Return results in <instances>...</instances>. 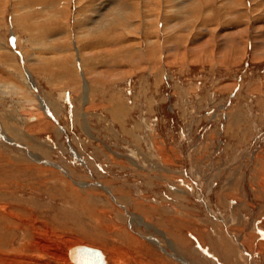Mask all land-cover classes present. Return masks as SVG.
I'll return each mask as SVG.
<instances>
[{"label":"rangeland","instance_id":"rangeland-1","mask_svg":"<svg viewBox=\"0 0 264 264\" xmlns=\"http://www.w3.org/2000/svg\"><path fill=\"white\" fill-rule=\"evenodd\" d=\"M57 1L0 0V132L2 125L16 129L0 138V205L17 211L14 227L0 215V264H75L65 255L84 232L92 240L82 242L109 264H183L182 256L192 264H264V0H241L247 12L240 18L225 17L218 1L211 9L223 15L210 22L191 17L196 0H163L166 19L157 20L152 14L163 1L149 0L146 28L159 37L150 53L137 17L141 0L126 8L134 24L122 30L126 39L116 34L107 41L115 49L93 50L73 37L116 18L120 1L104 11L106 0H94L84 24L77 0ZM22 13L50 28L52 49L32 46L46 35L19 28ZM164 26L174 34L163 37ZM79 59L94 66L81 79ZM8 83L30 95H4ZM111 103L125 108L120 118ZM39 115L49 125L33 130L34 119H26ZM132 214L151 228L134 225ZM110 226L138 245L126 249ZM114 246L128 250L121 263L113 261Z\"/></svg>","mask_w":264,"mask_h":264},{"label":"bare ground","instance_id":"bare-ground-1","mask_svg":"<svg viewBox=\"0 0 264 264\" xmlns=\"http://www.w3.org/2000/svg\"><path fill=\"white\" fill-rule=\"evenodd\" d=\"M59 1V0H58ZM57 1V2H58ZM82 0H77L76 1V8L78 9L77 10V12L79 13V17H83V13H85V12H88V11H90L91 9H93V4H94V0H86V2H85V4L84 5H86L84 8H83V10L81 9V5L79 6V3L81 2ZM99 1V0H98ZM118 1H120V4H117V3H119V2H117V0H106L105 1V4H104V6H103V2L100 4V6L99 7H103V10L104 11H109V9H108V7H110V6H114L115 7V4H117V7H119L120 8V10L117 12V17L116 18H114V17H112V21L110 20V21H107V23H103V24H99L97 21L95 22V21H93V23H92V25L94 24H99L98 26H95V27H93V28H88V30H85V31H83V32H80L79 34H77V38H76V36L75 37H73L74 38V42H77V41H82L83 40V44L85 45V47L86 48H88V50L89 49H102V48H107V47H109L110 49H115L116 48V44L115 45H112L113 43H107V41L109 42V41H112L113 42V38L115 37L114 35H116V34H121L122 33V30L124 29V31H128V32H130V30H131V28H132V26L134 25L133 23H132V21L130 20V17H128L127 15L126 16H124V14H126V13H128V10L127 9H131V7H133V5L134 4H132L131 2H130V0H118ZM163 1V0H162ZM173 1V0H172ZM176 1V0H175ZM187 1V0H186ZM208 0H203V3L201 2V0H196V2H197V6L195 7V8H197L196 10L197 11H195V12H193V10L191 11V17H192V15H194L196 12L199 14V16L200 17H202V16H204L207 20V22H210V20L211 21H213L214 20V18L216 17H221V15H223V14H225V17H229V18H234V17H236V16H238V18H240V14H243L244 12H247V7H246V5H245V3H241V2H243V1H241V0H211V5H209L210 3H208L207 2ZM218 1H220V3H218ZM251 2H250V5H253V6H255L257 3L258 4H261V1H259V0H250ZM56 2V6H57V4L59 3H57ZM148 2H150L149 0H141V5L139 4V14H138V16L137 17H139L140 19H142L140 22H143L142 24H143V27H144V39H145V41H144V45H145V49L144 48H142L141 47V50L142 49H144V52L146 53L147 51V53H150V52H155L154 51V49H153V47L154 46H156V48H158V46H157V44H156V41H155V38L156 37H158V36H154L153 34L155 33V32H152V33H150L149 32V30H147L148 28H146L147 26V23L148 22H150L149 20H150V18H151V16H150V14H149V11H148V9H149V7H148ZM165 2L166 1H163L162 3H161V5L159 4V5H157L156 6V9H155V7H154V9H155V14H152V15H154L155 16V19H157V20H159V19H161L162 17L164 18V21H165V19H166V16H165V12L163 13V12H160V9H161V6H162V8H164L163 7V5L165 4ZM177 2V1H176ZM185 2V1H184ZM193 2H194V0H193ZM260 2V3H259ZM264 2V1H263ZM167 3V2H166ZM178 3V2H177ZM214 3H218L217 4V8H218V10H221V9H224V11H223V14H221V11L219 12L217 9V15H215V12H216V10H214V11H212L213 9H211V8H213V5H214ZM81 4V3H80ZM151 4V3H150ZM185 4V3H184ZM190 4V3H189ZM264 4V3H263ZM83 5V6H84ZM138 5V4H137ZM154 5H156V4H154ZM176 5V4H175ZM55 6V7H56ZM98 6V5H97ZM171 6V5H170ZM187 6V5H186ZM194 6V5H193ZM242 6H243V8H242ZM52 6L50 5V8H51ZM80 7V8H79ZM122 7H124L123 9H121ZM128 7V8H127ZM241 7V8H240ZM23 8V7H22ZM20 9V10H24V9ZM27 8V7H26ZM49 8V9H50ZM67 8V7H66ZM116 8V7H115ZM127 8V9H126ZM179 8H180V6H179ZM191 8V7H190ZM194 8V9H195ZM54 8L52 7V10H53ZM111 9V8H110ZM153 9V10H154ZM176 9V8H175ZM191 9H193V8H191ZM208 9L209 10H211V11H208ZM44 10V9H43ZM51 10V11H52ZM66 10V9H65ZM152 10V9H151ZM177 10V9H176ZM179 10V9H178ZM180 10H181V8H180ZM179 10V11H180ZM18 11V10H17ZM47 11V10H46ZM101 12V17H103L102 15H105L103 12L104 11H102V9L100 10H98V12H95V13H99L100 14V12ZM114 11V10H113ZM131 11V10H130ZM135 11V10H134ZM175 11V10H174ZM190 11V10H189ZM45 12V11H44ZM80 12H81V14H80ZM91 12V11H90ZM126 12V13H125ZM148 12V13H147ZM170 12V11H169ZM168 12V13H169ZM172 12V11H171ZM177 13L176 14H174V15H176V16H178V11H176ZM181 12V11H180ZM200 12V13H199ZM46 13V12H45ZM94 13V12H93ZM92 13V14H93ZM108 13V12H107ZM112 13H114V12H112ZM135 13V12H134ZM58 14H61V13H59L58 12ZM110 13H108V15H109ZM189 14V13H188ZM22 15H24L23 13H22ZM54 15L55 14H50V15H48L49 17H51L52 18V16L54 17ZM81 15V16H80ZM91 15V14H90ZM171 15V14H170ZM183 15V18L185 19V18H187V17H185V14H182ZM25 17H23V19H22V21H21V23H19V28H23V31L24 30H28V29H30V27H33L34 26V28H39V29H37L39 32H42L41 33V35H46V36H44V37H46V38H42L43 40H36V38L37 37H40V36H38L39 34L37 33V32H34L33 34L34 35H32L33 37V39L34 40H36L33 44H32V46H35L36 48H37V51L39 50V51H49L50 49H52V48H47L46 47V45L47 44H45V42H47V40H48V38H50V39H53L52 38V35H50L48 32L49 31H51L50 30V28H47L46 30H40V27H38V26H35V25H33V23H31V22H29V17H31V16H29L28 17V15L26 16V15H24ZM85 16V15H84ZM135 16V17H136ZM207 16V17H206ZM215 16V17H214ZM46 17V15L44 16V18ZM56 17V16H55ZM79 17L77 18V19H79ZM86 17V16H85ZM110 17V18H111ZM189 17V16H188ZM190 17V18H191ZM20 18V17H19ZM51 18H48V19H51ZM196 18V17H195ZM205 18L204 19H201V22L203 21V22H205ZM224 18V17H223ZM237 18V19H238ZM25 19H27V22L23 25V20H25ZM48 19H46V20H48ZM76 19V20H77ZM105 19V18H104ZM108 20H109V18H107ZM132 19V18H131ZM134 19V18H133ZM136 19V18H135ZM16 20H17V18H16ZM35 20H37V19H35ZM45 20V21H46ZM126 20H128V21H126ZM236 20V19H235ZM18 21V20H17ZM44 21V20H43ZM49 21H51V20H49ZM84 21H86V19H84V18H82L81 19V21H80V24H84ZM99 21V20H98ZM48 22V21H47ZM50 23V22H49ZM77 23H79V20L77 21ZM100 23H101V21H100ZM168 23V22H167ZM34 24H35V22H34ZM38 24V23H37ZM149 24V23H148ZM91 25V24H90ZM91 25V26H92ZM118 25V27H116L117 29H114L113 27H115V26H117ZM159 24H157V26H158ZM122 28L120 31L118 30L120 27ZM163 26V25H162ZM174 26V25H173ZM42 27V26H41ZM43 27H45V26H43ZM49 27H51L50 25H49ZM81 27V26H80ZM153 27V26H152ZM239 27V26H238ZM28 28V29H27ZM46 28V27H45ZM44 28V29H45ZM154 28V27H153ZM82 29V28H81ZM156 29V28H155ZM151 30V29H150ZM166 30H169V32H173V28L172 27H166L165 28V26L163 27V30H162V34L164 33V31L165 32H167ZM48 31V32H47ZM119 31V32H118ZM156 31V30H155ZM30 32H32V30L30 31ZM125 33V32H124ZM32 34V33H31ZM123 34V33H122ZM152 34V35H151ZM167 34H168V32H167ZM173 34H174V32H173ZM59 35V34H58ZM124 35V34H123ZM50 36V37H49ZM172 36V35H171ZM163 37H166V33L165 34H163ZM122 38V37H121ZM159 38V37H158ZM175 38H177V37H175ZM31 39V38H30ZM116 39V38H115ZM123 39V38H122ZM124 39H126L125 38V35H124ZM123 39V40H124ZM230 39V38H229ZM33 40V41H34ZM76 40V41H75ZM80 41V42H81ZM103 41V42H102ZM115 41V40H114ZM90 42V43H89ZM124 42H126V40H124ZM213 42V41H212ZM107 43V44H106ZM120 43V42H119ZM3 44V43H2ZM1 43H0V51H3V49H5L4 47H3V45H2ZM50 44V43H49ZM48 44V45H49ZM82 44V43H81ZM105 44V45H104ZM121 44V43H120ZM243 44V43H242ZM47 45V46H48ZM246 45V44H245ZM51 46V45H50ZM125 46L123 45V47H122V51H124V53H126V51H127V53H128V50H127V48H124ZM130 47V46H129ZM144 47V46H143ZM27 48V47H26ZM108 49V48H107ZM121 49V48H120ZM119 49V50H120ZM130 49V48H129ZM6 50V49H5ZM33 50V49H32ZM36 50V49H35ZM158 50V49H157ZM172 50H176V49H171V51ZM228 50V49H227ZM37 51H34V52H36V53H34L35 55H36V59H34V60H36V63L39 65L40 63L39 62H41V61H43L41 58H40V55L38 54V52ZM166 51V50H165ZM57 52H61V50L60 49H57L56 50V53ZM90 52V51H89ZM97 52V51H96ZM106 52V51H105ZM161 52H162V48H161ZM167 52H170V51H166V52H162L163 53V55H165ZM3 53H5V52H3ZM7 54H9V52H6ZM25 53V58L27 59V61H29L30 62V56H29V53L27 54V52H24ZM130 53V52H129ZM254 53V52H253ZM42 54V53H41ZM3 55V54H2ZM33 54H31V56H32ZM1 56V55H0ZM23 56V55H22ZM88 56H90V53L88 54ZM1 57H3V56H1ZM32 58H33V56H32ZM44 58V57H43ZM3 59V58H2ZM11 59V58H10ZM230 59H233V58H230ZM1 60V59H0ZM44 60H45V58H44ZM50 60V59H49ZM61 61V60H60ZM78 61V60H77ZM12 62V61H11ZM34 62V61H33ZM32 62V63H33ZM13 63H14V59H13ZM23 63V62H22ZM42 63V62H41ZM79 63L81 64L80 66H79ZM88 62H86V64H85V62H83L82 61V59L80 60L79 59V62H78V69L80 70V72L76 69V75H77V77L78 76H80V79L81 78H84L83 77V68H94V66L93 65H91L90 67H89V65L87 64ZM90 63V62H89ZM105 63H108V64H110V63H112V62H105ZM43 64V63H42ZM90 64H92V63H90ZM85 65H86V67H85ZM13 66H14V69H15V65H11V68H13ZM36 66V65H35ZM45 66V65H44ZM43 66V68H45ZM7 67V66H6ZM9 68H10V66H8ZM61 67V66H60ZM26 68V67H25ZM42 68V69H43ZM59 68V67H58ZM8 70V69H7ZM10 70V69H9ZM16 70V69H15ZM25 70V69H24ZM28 70H29V68H28ZM82 70V71H81ZM5 71H6V69H5ZM9 72V71H8ZM18 73H19V71H17ZM21 72V71H20ZM27 74H28V72H26ZM8 74V73H7ZM30 74V73H29ZM31 75V74H30ZM23 78V77H22ZM28 80H30L31 81V78L32 77H29V75H28ZM86 80H88V79H86ZM24 81V80H23ZM88 82L86 81V84H87ZM34 85V84H33ZM4 87L3 88H5V89H7L6 91L4 90V95H19L21 92H22V90L20 89V88H18V86L17 85H15V83H8V84H5V85H3ZM91 86V85H90ZM89 87V86H88ZM1 88V87H0ZM34 88V87H33ZM20 89V90H19ZM1 90V89H0ZM34 91V90H33ZM88 92V91H87ZM27 94H29L30 93V91H29V93L28 92H26ZM26 93H23V94H25L26 96H28ZM22 93H21V95H23ZM90 94V93H89ZM30 95V94H29ZM29 97H31V96H29ZM29 97H26L27 99H26V101H29V102H33V100H32V98H29ZM35 97H37V96H35ZM65 97V96H64ZM90 99V98H89ZM45 103V102H44ZM112 104V103H111ZM51 105V104H50ZM123 105V104H122ZM111 107H110V113L111 114H113V116H114V118H117V117H119V115L122 113V109L124 110L125 108L124 107H122V106H119L118 104H112V105H110ZM109 107V106H108ZM25 109V108H24ZM35 108H33L32 110H34ZM38 109V108H37ZM52 109L55 111V108H54V106H52ZM31 111V110H30ZM48 112V111H47ZM56 112V111H55ZM52 113V112H51ZM48 116V115H47ZM112 116V115H111ZM121 116V115H120ZM113 118V117H112ZM120 118V117H119ZM33 119H34V123H32L33 125H30V126H32V128H33V130H34V128H35V130L37 129V130H44L45 129V127H46V124L47 125H49V123H48V121H47V119H43V117H40V115L39 116H37V118H36V116H34V118L33 117H31V118H28V119H26V120H28V122L29 121H33ZM234 119V118H233ZM13 120V119H12ZM1 122V121H0ZM2 125V124H1ZM9 126H11V125H9ZM8 126V127H9ZM2 127H3V133H2V131L0 132V135L2 136V137H0V138H3V139H6V136H4L5 135V133H4V131H11V132H7L8 134L9 133H13V134H15L16 133V129H14V128H8V127H6V126H4V125H2ZM12 127V126H11ZM0 129H1V126H0ZM17 132H18V130H17ZM43 132V131H42ZM10 135H12V134H10ZM15 136V135H14ZM1 142L2 141H0V144H1ZM17 144V143H16ZM22 151V150H21ZM26 152V151H25ZM24 153V152H23ZM33 155V154H32ZM29 157L31 158V154H29ZM259 159V158H258ZM27 160V159H26ZM29 160V159H28ZM32 161V160H31ZM29 168V167H28ZM1 183V182H0ZM3 187V185L2 184H0V188H2ZM259 187V186H258ZM1 206V205H0ZM7 209H8V211H7ZM0 210H1V212L2 213H0V215H1V217H2V219H4V221H7L8 220V222H9V224H10V226L11 227H14L16 224H15V219H14V215H15V213L17 212L15 209H14V207H12L11 205L10 206H7V205H3V206H1L0 207ZM125 210V209H124ZM133 215V216H132ZM130 217H129V219L131 220V222L134 224V225H142L143 227H147V228H151L148 224H146L145 222H144V220L140 217V216H136L135 214H132ZM123 218H121V220H122ZM226 225V224H225ZM237 225V224H236ZM98 228V227H97ZM107 228H109V232H110V234L111 235H113V238H115V239H117V240H120V242L121 243H123V244H125V248L126 249H132L133 247H136L137 245H138V243H137V238H134L131 234H129V232H127V231H125V230H123V229H121V228H118V227H112V226H110V227H107ZM106 227H103V228H101V230L103 229V230H105V229H107ZM111 228H113V229H111ZM255 229H257V228H255ZM159 231V230H158ZM107 232H108V230H107ZM163 234V233H162ZM255 234V233H254ZM179 236H181V235H179ZM261 236V235H260ZM182 237V236H181ZM177 238H178V236H177ZM177 238L175 239V241H177ZM91 239V237H90V235L89 234H87V233H85L84 232V234L82 233L81 234V236H78V238L76 239V240H74V243H75V245L74 246H72V247H70V249H69V251L68 252H66V254L67 255H65V254H63V255H65V258H66V260L68 261V259H67V257H69V259H70V261H72L73 263H75V264H82V263H80V262H82L83 261V259L81 258V257H84V256H81V255H86L87 257H90L91 258V260L93 261V264H97V259L96 258H98V257H100V259L101 260H103V264H109L108 263V261H107V257L105 256V254L101 251V250H99L98 249V247H94V246H91V244L90 245H86L85 243H83L82 241H87V240H90ZM97 239V240H96ZM95 239V242L97 243V245H103V242H102V238L101 237H97ZM181 239V238H180ZM92 240V239H91ZM172 240V239H171ZM263 241V240H262ZM77 242V243H76ZM156 242H158L157 240H156ZM254 242V241H253ZM66 243H69V242H66ZM159 243V242H158ZM179 244V243H178ZM182 245H183V243H181ZM181 244H180V246H181ZM185 244V243H184ZM248 244V243H247ZM250 244V243H249ZM67 245V244H66ZM69 245H72V244H70L69 243ZM96 245V244H95ZM160 245V244H159ZM165 245V244H164ZM168 246H170V245H168ZM64 247V246H63ZM66 248V247H65ZM100 248H102V247H100ZM140 248V247H139ZM176 248V247H175ZM180 248H182V247H180ZM179 248V249H180ZM106 249V248H105ZM112 249V256H113V261L115 262V263H121L122 262V259H123V256L124 255H126V253L128 252V250H126V249H121V248H119V247H116V246H114V247H112L111 248ZM136 249V248H135ZM89 250H92V253L91 252H88ZM99 250V251H98ZM172 250V249H171ZM177 250H178V248H177ZM105 251V250H104ZM183 251V250H182ZM180 252V251H179ZM238 252V251H237ZM251 252V251H250ZM53 253V252H52ZM71 253L73 254L74 253V257L73 256H71ZM75 253H77V255H75ZM176 253H178V251L176 252ZM252 253V252H251ZM56 254V253H55ZM81 254V255H80ZM178 254H180V253H178ZM184 254V253H183ZM250 254V253H249ZM97 255H99V256H97ZM171 256H172V253L170 254ZM241 255V254H240ZM251 255V254H250ZM141 256V255H140ZM176 256V255H175ZM178 256V255H177ZM96 257V258H95ZM142 257V256H141ZM180 257V256H179ZM239 258H241V256H238ZM248 257V256H247ZM238 258V259H239ZM245 258V257H244ZM251 258V257H250ZM249 258V259H250ZM176 259L178 260V261H180V262H182L183 264H192V263H190L189 261H187V259L186 258H184L183 256L182 257H180V258H178V257H176ZM237 259V260H238ZM247 259V258H246ZM60 261V260H59ZM63 261V260H62ZM138 261V260H137ZM148 261V260H147ZM124 262V261H123ZM139 262V261H138ZM250 262H252V260L250 261ZM69 263V262H68ZM125 263V262H124ZM235 264V263H234ZM237 264H242L240 261H237ZM250 264V263H249Z\"/></svg>","mask_w":264,"mask_h":264},{"label":"water","instance_id":"water-1","mask_svg":"<svg viewBox=\"0 0 264 264\" xmlns=\"http://www.w3.org/2000/svg\"><path fill=\"white\" fill-rule=\"evenodd\" d=\"M88 252L92 253V250H89ZM75 255H77V253H75ZM71 256L74 257V253L73 254L71 253ZM81 256H84V257H81L83 259V261L80 263H82V264H93V261L91 260L90 257H87L86 255H81ZM97 256H99V255H97ZM96 259H97V264H103V260H101L100 257H98Z\"/></svg>","mask_w":264,"mask_h":264}]
</instances>
